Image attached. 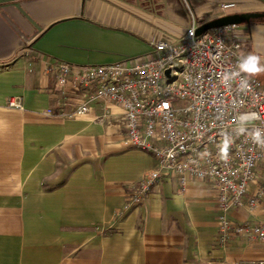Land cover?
Wrapping results in <instances>:
<instances>
[{
    "label": "crops",
    "instance_id": "obj_1",
    "mask_svg": "<svg viewBox=\"0 0 264 264\" xmlns=\"http://www.w3.org/2000/svg\"><path fill=\"white\" fill-rule=\"evenodd\" d=\"M116 1L132 11L109 0H0V264L264 260V242L240 235L216 242L209 181L190 179L181 190L177 177L162 171L142 203L129 202L155 160L123 145L120 108L96 103L71 119L46 114L57 94L54 59L87 65L142 56L189 24L181 31L175 23L189 0ZM249 26L237 31L264 62V24ZM10 97L22 108L9 107ZM229 216L257 222L264 209Z\"/></svg>",
    "mask_w": 264,
    "mask_h": 264
},
{
    "label": "built area",
    "instance_id": "obj_2",
    "mask_svg": "<svg viewBox=\"0 0 264 264\" xmlns=\"http://www.w3.org/2000/svg\"><path fill=\"white\" fill-rule=\"evenodd\" d=\"M186 5L189 24L183 34L153 41L142 56L87 65L54 59L49 69L57 94L46 114L71 119L96 103H112L121 109L123 145L155 160L131 204L145 200L162 171L173 173L181 190L190 179L209 181L216 192V242L224 245L233 235L264 242V220L237 222L229 216L232 209H264V147L253 140L256 131L264 139V82L245 73L233 75L239 72L238 24L196 34L199 23ZM231 6L220 4L221 9ZM242 80L248 84L243 89ZM7 105L22 108L16 97ZM102 110L108 112L106 106ZM251 113L258 118L241 124L240 117ZM226 138L230 142L222 158Z\"/></svg>",
    "mask_w": 264,
    "mask_h": 264
},
{
    "label": "rangeland",
    "instance_id": "obj_3",
    "mask_svg": "<svg viewBox=\"0 0 264 264\" xmlns=\"http://www.w3.org/2000/svg\"><path fill=\"white\" fill-rule=\"evenodd\" d=\"M148 1V0H145ZM182 1V0H181ZM111 4L114 6H117L118 8H122L124 10H128V12L132 11V8L129 5H126L122 2H118L116 0H109ZM184 2V1H183ZM233 3V6L228 7L223 12H218L217 14L213 13L214 8L215 11H217V8H220V4L222 3ZM189 5L192 8V12L194 14V17L197 21V23H202L214 18H218L221 16L236 14V13H250V12H264V0H189ZM187 5L182 4V15L176 19V24L178 25L179 29L181 31L184 30L186 27V24L189 21V15L186 10ZM218 8V9H219ZM108 11V10H105ZM171 20L173 17L168 16ZM249 26L247 22H242L238 24V30L247 33L245 29ZM254 25H250L249 27H253ZM244 27V28H243ZM250 31H253V28L250 29ZM171 36H176L174 34H171ZM178 36V35H177ZM176 39V38H175ZM250 41L247 40V37H241V48L239 49L238 53L241 56L250 54L248 52L250 48ZM246 74V73H245ZM249 77H255L259 79L260 81L264 82V74L259 75H248Z\"/></svg>",
    "mask_w": 264,
    "mask_h": 264
},
{
    "label": "clouds",
    "instance_id": "obj_4",
    "mask_svg": "<svg viewBox=\"0 0 264 264\" xmlns=\"http://www.w3.org/2000/svg\"><path fill=\"white\" fill-rule=\"evenodd\" d=\"M238 68L239 72L233 73V75H239V73H246L248 75H259L264 74V62H262V58L255 54H248L241 56L238 61ZM225 81L229 79V76H225ZM248 86L246 80H242L240 87L241 89L246 88ZM257 115L255 113L242 115L240 117L241 124H243L245 121L257 119ZM243 130V129H241ZM254 142L258 143L260 146L264 147V139L261 137V133L259 131H256L253 135ZM229 140L226 138L224 141V144L221 148V155L222 158L227 157V151H228V145Z\"/></svg>",
    "mask_w": 264,
    "mask_h": 264
},
{
    "label": "water",
    "instance_id": "obj_5",
    "mask_svg": "<svg viewBox=\"0 0 264 264\" xmlns=\"http://www.w3.org/2000/svg\"><path fill=\"white\" fill-rule=\"evenodd\" d=\"M264 16V13L262 12H250V13H236V14H231V15H226V16H221L218 18H214L205 22H202L198 25L196 28V34H200L201 32L216 27L224 24H239L242 22H247L251 18H257ZM167 73V71H166Z\"/></svg>",
    "mask_w": 264,
    "mask_h": 264
},
{
    "label": "trees",
    "instance_id": "obj_6",
    "mask_svg": "<svg viewBox=\"0 0 264 264\" xmlns=\"http://www.w3.org/2000/svg\"><path fill=\"white\" fill-rule=\"evenodd\" d=\"M248 24H264V16L257 17V18H251L249 21H247Z\"/></svg>",
    "mask_w": 264,
    "mask_h": 264
},
{
    "label": "flooded vegetation",
    "instance_id": "obj_7",
    "mask_svg": "<svg viewBox=\"0 0 264 264\" xmlns=\"http://www.w3.org/2000/svg\"><path fill=\"white\" fill-rule=\"evenodd\" d=\"M262 13H264V12H262Z\"/></svg>",
    "mask_w": 264,
    "mask_h": 264
}]
</instances>
